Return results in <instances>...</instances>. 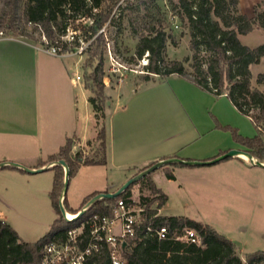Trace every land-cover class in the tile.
<instances>
[{
	"label": "trees",
	"instance_id": "trees-1",
	"mask_svg": "<svg viewBox=\"0 0 264 264\" xmlns=\"http://www.w3.org/2000/svg\"><path fill=\"white\" fill-rule=\"evenodd\" d=\"M120 0H3L0 10V33L15 32L20 36H28L27 27L32 26L39 35H44L49 45H56L61 53H66L68 45L78 44L81 37L74 34V41L67 42L61 38L67 35L73 23L86 21L82 33L87 47L82 52L88 53L86 60L84 83L92 95L89 103L92 106L96 120L97 137L100 147L90 155L83 151L72 153L74 141L68 139L60 150L51 155L42 164H55L53 188L50 198L55 211L60 215L59 200L64 186V169L56 163L64 160L69 168V176H73L81 166L106 165L108 153V129L101 120L107 119L106 77L104 71L106 53V28L115 25L114 12ZM172 10L180 17L182 25L187 27L190 35V47L193 52L190 60L191 71L186 67L190 60H168L166 46L169 36L161 22L146 25L147 34L139 38L136 56L148 55L147 74H141L143 84L163 81L171 75H178L200 89L217 97L226 95L239 112L248 116L254 122L258 134L253 138L243 137L236 128L217 126L232 133L233 139L246 147V151L260 162L264 163V92L252 86L251 66L257 65L264 58V44L251 48L243 44L239 35H247L255 28L264 30V0H258L253 8L254 16L248 17L239 11V0H170ZM139 11V6L134 8ZM95 10H97L95 12ZM139 17V16H137ZM149 18L150 14L146 13ZM130 26L135 31V19H130ZM90 42V43H89ZM97 65L94 66V63ZM87 72L88 67H92ZM264 82V74L257 79ZM92 146V140L87 141ZM156 163L149 164L143 171ZM174 167L185 166L183 163L173 164ZM166 177L174 180L171 171ZM138 183V182H137ZM131 185L119 197L101 199L89 206L87 212L75 221H68L63 216L58 217L49 233L30 243L21 240L19 234L10 224L0 218V264H37L42 256L43 248L54 239L63 238L66 231L77 226L86 217L99 213L111 215V207L122 198L132 196ZM139 183L141 192L146 190L149 197L141 196L146 205V212L124 251L126 264H264V251L248 253L245 260L239 255L238 246L230 238L218 233L212 226L186 216H161L159 209L163 208L168 197L157 188L151 175H146ZM96 195L88 196L83 207ZM66 212L72 215L80 210H72L64 198ZM156 205V206H155ZM166 227L167 238L157 239L147 234V227ZM194 230L200 238V243H192L180 239L184 230ZM99 264H111L104 255Z\"/></svg>",
	"mask_w": 264,
	"mask_h": 264
},
{
	"label": "crops",
	"instance_id": "crops-1",
	"mask_svg": "<svg viewBox=\"0 0 264 264\" xmlns=\"http://www.w3.org/2000/svg\"><path fill=\"white\" fill-rule=\"evenodd\" d=\"M257 1L252 0L250 7ZM70 57L48 54L21 37H0V164L14 163L34 170L47 167L49 172L54 164L41 165L68 139L74 141L72 153L76 152V142L95 139V132L88 131L89 110L80 118L75 91L78 83L73 82L77 63L73 66ZM109 121L107 164L119 170L124 179L112 183L107 192H115L154 162L174 161L164 167L174 174L175 182L178 170L197 166L173 164L209 161L233 149L246 151L230 131L217 124L236 128L247 138L258 134L252 119L239 112L226 95L217 97L178 75L146 83L130 94L126 103L114 107ZM228 159L201 170L213 174L216 194L239 184L252 189L249 168L255 164L241 156ZM157 170L152 179L169 201L168 191L157 181ZM0 171L22 179L45 172L31 174L12 165L0 167ZM94 193L86 195L83 202ZM164 209L158 214L170 216L163 214Z\"/></svg>",
	"mask_w": 264,
	"mask_h": 264
},
{
	"label": "rangeland",
	"instance_id": "rangeland-1",
	"mask_svg": "<svg viewBox=\"0 0 264 264\" xmlns=\"http://www.w3.org/2000/svg\"><path fill=\"white\" fill-rule=\"evenodd\" d=\"M173 1L177 2V0ZM251 1L241 0V5L238 6L239 11L248 17L254 16L253 8L256 4L250 7ZM136 6H139V11L134 9ZM2 7L3 0H0V10ZM146 13L150 14L149 18L145 17ZM114 14L115 25L106 28L107 47L103 68L106 75L104 83L106 85L105 114L107 119L101 120L102 125L110 123L109 118L114 107L126 103L130 94L145 87L140 76L147 74L146 68L142 65L147 52L140 58L135 54L140 36L148 33L146 25L156 24L159 21L165 27L169 36L166 46L168 60L183 61L187 58L190 60L193 54L189 31L182 25L180 17L172 10L170 0H120ZM131 18L135 19L137 31L130 26ZM87 21L73 23L72 27L67 29L69 38L72 34H78L81 37L78 39V44L73 42L68 45L66 54L71 56L69 62L73 66L77 63L74 72H78L81 76L75 89L80 118H85L89 110L91 115L88 131L95 132L97 137V128L92 127L93 123L95 124V117L92 115V107L88 102L92 93L84 87L85 65L89 54L79 53L80 47L88 44L82 35ZM27 34L28 36H20L15 32H5L4 35L0 33V37H21L38 46L42 44V36L32 26L27 27ZM239 38L243 44L255 48L264 44V30L255 28L247 35H239ZM190 62L191 60L186 63V67L191 71ZM95 65L97 62L94 63ZM114 69L121 71L114 73ZM92 70L93 66L87 68V72ZM251 72L253 88L264 92V82L258 83L257 81L258 77L264 74V58L259 64L251 66ZM95 139L92 140V146H88L85 141L76 142V152L83 151L86 156H92L93 152L100 147ZM205 168L207 167L197 166L180 169L178 170L179 178L175 182L166 179L165 174L170 171L167 167L156 171L158 183L162 184L170 196L167 206H164L163 214L186 216L209 224L218 233L236 243L243 260L248 253L264 251V167L250 165L249 174L253 176L254 181L252 189L241 187L239 184L237 188L222 189L217 194L213 174L209 175L210 173L201 171ZM152 174L153 172L149 175L152 177ZM26 176V179H22L18 175L14 176L0 171V218L7 221L17 231L22 241L34 243L49 233L54 221L60 215L62 216V212L59 215L55 211L50 198L54 173L45 171L38 175ZM122 179H124L123 174L108 164L82 166L69 179L65 195L67 204L74 210L82 209L86 195L94 192H107L112 183L117 184ZM132 195L136 200H141L142 195L149 197L150 193L146 190L141 192V184L138 182L132 188ZM61 199L62 197L59 205Z\"/></svg>",
	"mask_w": 264,
	"mask_h": 264
},
{
	"label": "built area",
	"instance_id": "built-area-1",
	"mask_svg": "<svg viewBox=\"0 0 264 264\" xmlns=\"http://www.w3.org/2000/svg\"><path fill=\"white\" fill-rule=\"evenodd\" d=\"M61 39H68L65 41L73 42L74 34H72L71 38L66 35ZM83 45H85V42H83ZM87 45L80 47V54ZM39 47L42 51L54 56L67 55L66 53H61L60 48L55 44L49 45L44 35H42V44ZM148 55L149 53L147 52L146 59L143 60L142 64L145 68L149 62ZM123 69L126 70L125 67ZM120 71L119 69L113 70L114 73ZM131 71L136 72V70L132 69ZM80 80L81 76L75 74L73 79L74 84ZM88 208L86 205L81 210L85 214ZM146 209V205L141 200H136L133 195L120 199L116 205L111 207V215L99 213L90 215L77 226L68 229L63 238L54 239L46 244L37 264H99L104 255L109 258L111 264H126L127 260L124 256V251L128 242L136 236L137 228L142 221V216L146 212ZM74 216L76 217L77 214ZM68 221L75 220L68 218ZM147 234L161 240L167 238L168 230L166 227L155 228L149 225L147 227ZM180 239L192 243H200L197 233L190 228L184 230V234ZM124 243L126 244L125 247H123Z\"/></svg>",
	"mask_w": 264,
	"mask_h": 264
},
{
	"label": "water",
	"instance_id": "water-1",
	"mask_svg": "<svg viewBox=\"0 0 264 264\" xmlns=\"http://www.w3.org/2000/svg\"><path fill=\"white\" fill-rule=\"evenodd\" d=\"M242 155H246L248 156V158L250 159V161L255 164V165H258V166H261V167H264V163L258 161V160H255L254 157L248 153L247 151H244V150H237V149H233V150H230L228 152H226L225 154L223 155H220L212 160H209V161H188V162H182L186 165H189V166H210V165H214V164H217L219 162H222L228 158H232V157H239V156H242ZM174 161L170 160V161H163V162H159L153 166H151L150 168H147L146 170L140 172L139 174H136L135 176H133L132 178H130L129 180H127L118 190H116L115 192H104V193H98L96 194L87 204V206H91L92 204H94L95 202H97L98 200H101V199H114L116 197H119L123 192H125L131 185L139 182L142 178H144L146 175H149L151 174L152 172H154L155 170L161 168L162 166L164 165H167V164H171L173 163ZM57 165H60L63 167V169L65 170V177H64V186H63V193H62V199H61V202H60V209H61V212H62V216L68 220L67 218V212L65 210V207H64V204H63V200L65 198V195H66V192H67V189H68V185H69V179H70V176H69V168H68V165L67 163L64 161V160H61L59 162L56 163ZM9 165H12V166H15V167H20L22 169H24L26 172L28 173H31V174H34V173H40V172H43L47 169V167H44V168H41V169H37V170H34V169H30V168H26L24 166H20L18 164H14V163H2L0 164V167H4V166H9ZM55 165V164H54ZM84 214V211L81 210L78 212L77 216L75 218H73L72 220H77L79 219L81 216H83ZM126 244L124 243L123 244V247H125Z\"/></svg>",
	"mask_w": 264,
	"mask_h": 264
},
{
	"label": "bare ground",
	"instance_id": "bare-ground-1",
	"mask_svg": "<svg viewBox=\"0 0 264 264\" xmlns=\"http://www.w3.org/2000/svg\"><path fill=\"white\" fill-rule=\"evenodd\" d=\"M241 157L244 158L245 160H250V159L248 158V156H246V155H242ZM67 218H69V219H73V218H75V216L72 215V214H70V213H67Z\"/></svg>",
	"mask_w": 264,
	"mask_h": 264
}]
</instances>
